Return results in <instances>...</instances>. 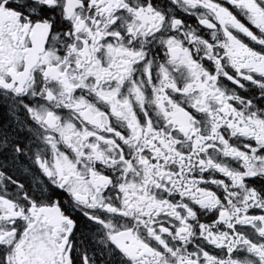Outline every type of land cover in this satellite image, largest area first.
Here are the masks:
<instances>
[{
  "label": "snow or ice",
  "instance_id": "obj_1",
  "mask_svg": "<svg viewBox=\"0 0 264 264\" xmlns=\"http://www.w3.org/2000/svg\"><path fill=\"white\" fill-rule=\"evenodd\" d=\"M0 264H264V0H0Z\"/></svg>",
  "mask_w": 264,
  "mask_h": 264
}]
</instances>
